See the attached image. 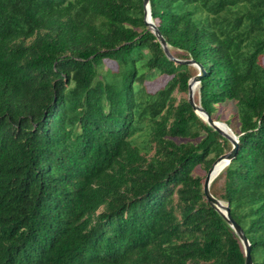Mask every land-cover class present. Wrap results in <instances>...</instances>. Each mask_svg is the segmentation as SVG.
<instances>
[{
  "label": "trees",
  "instance_id": "trees-1",
  "mask_svg": "<svg viewBox=\"0 0 264 264\" xmlns=\"http://www.w3.org/2000/svg\"><path fill=\"white\" fill-rule=\"evenodd\" d=\"M143 1L0 0V264H245L203 192L232 144L188 103L198 70L166 56ZM149 5L172 56L205 69L195 102L218 122L235 107L210 192L264 264V0Z\"/></svg>",
  "mask_w": 264,
  "mask_h": 264
},
{
  "label": "water",
  "instance_id": "water-1",
  "mask_svg": "<svg viewBox=\"0 0 264 264\" xmlns=\"http://www.w3.org/2000/svg\"><path fill=\"white\" fill-rule=\"evenodd\" d=\"M144 16H145V24L146 26L151 30V32L156 36L158 41L160 42L164 53L166 56L174 61L176 64H184L188 66H193L198 70V74L192 78L189 82V88H188V103L194 110V112L206 123L209 124L214 130H216L220 135H222L224 138L229 140V142L232 144V150L220 156L216 162L213 164V167L207 172L205 175L204 181H203V192L206 201L216 210L218 211L230 224V226L233 228V230L236 232L238 237L240 238L242 245L245 250V257H246V262L245 264H253L252 257H251V252H250V243L248 239L245 236V233L243 232L242 228L239 226V224L232 218L231 216V210L228 204L225 202L216 199L213 197V195L210 192V186L212 182L215 180V178L222 172V170L230 164V162L235 158L236 153L238 151L239 147V142H238V137L234 134L233 130L229 128V126L225 123L215 121L212 119V117L199 105L195 102L194 95L195 92L191 90V86L195 84L197 88L199 87V84L202 80V78L205 75V69L203 68L202 65L198 64L194 60H178L172 56L170 53L169 47L167 46L164 38L162 37L161 33L159 32L157 26L154 24L151 16V10H150V5H149V0H144ZM219 125H223L225 128L231 131L233 134L232 136L223 132ZM217 164H222V169L218 172L215 173L214 167Z\"/></svg>",
  "mask_w": 264,
  "mask_h": 264
},
{
  "label": "rangeland",
  "instance_id": "rangeland-1",
  "mask_svg": "<svg viewBox=\"0 0 264 264\" xmlns=\"http://www.w3.org/2000/svg\"><path fill=\"white\" fill-rule=\"evenodd\" d=\"M261 62L264 65V58H262ZM106 65L107 67L112 68L113 70H116L115 63L106 61ZM168 80L169 78L166 76L159 77L152 82H147L146 88L148 92L155 93L156 91L161 89L168 82ZM235 114H236L235 107L233 104L230 103V104L222 105L219 107L218 112L216 114V118L220 117V120H221L220 122L222 123L230 122L229 123L230 127L233 130L234 134L236 135V133L239 130V123H238V120L234 116ZM199 173L203 174L202 172H199Z\"/></svg>",
  "mask_w": 264,
  "mask_h": 264
},
{
  "label": "bare ground",
  "instance_id": "bare-ground-1",
  "mask_svg": "<svg viewBox=\"0 0 264 264\" xmlns=\"http://www.w3.org/2000/svg\"><path fill=\"white\" fill-rule=\"evenodd\" d=\"M196 89H197V86L195 85V84H193L192 86H191V90L193 91V93L196 91ZM219 127L221 128V130L223 131V132H225V133H227V134H229V135H233L232 133H231V131L230 130H228L227 128H225L223 125H219ZM222 164H217L215 167H214V170H215V173H218L221 169H222Z\"/></svg>",
  "mask_w": 264,
  "mask_h": 264
}]
</instances>
